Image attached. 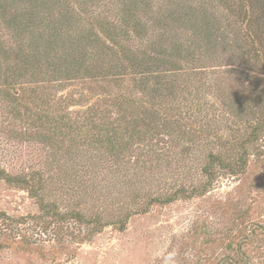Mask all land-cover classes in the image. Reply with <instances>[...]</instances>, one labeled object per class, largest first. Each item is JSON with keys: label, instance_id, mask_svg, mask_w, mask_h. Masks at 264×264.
Returning a JSON list of instances; mask_svg holds the SVG:
<instances>
[{"label": "trees", "instance_id": "16d2710c", "mask_svg": "<svg viewBox=\"0 0 264 264\" xmlns=\"http://www.w3.org/2000/svg\"><path fill=\"white\" fill-rule=\"evenodd\" d=\"M0 136L46 151L0 165L38 205L0 210L20 251L124 231L244 175L264 157V0H0ZM235 218L211 264H255L264 226Z\"/></svg>", "mask_w": 264, "mask_h": 264}, {"label": "rangeland", "instance_id": "374dc122", "mask_svg": "<svg viewBox=\"0 0 264 264\" xmlns=\"http://www.w3.org/2000/svg\"><path fill=\"white\" fill-rule=\"evenodd\" d=\"M45 155L38 145L0 136V165L11 171L42 166ZM255 159L244 175L219 177L205 195L154 206L131 218L126 230L109 226L90 242L59 248L40 240L30 252L0 239V264H211L224 252L220 237L235 217L264 226V157ZM0 210L19 217L37 213L38 205L25 190L0 181ZM53 248L59 251L46 253ZM246 249L260 264L264 243L254 241Z\"/></svg>", "mask_w": 264, "mask_h": 264}]
</instances>
